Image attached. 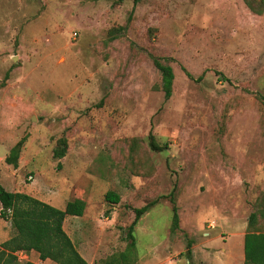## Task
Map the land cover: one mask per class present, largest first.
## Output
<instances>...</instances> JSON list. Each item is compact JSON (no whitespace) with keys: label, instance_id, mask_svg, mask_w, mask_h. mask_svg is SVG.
<instances>
[{"label":"rangeland","instance_id":"rangeland-1","mask_svg":"<svg viewBox=\"0 0 264 264\" xmlns=\"http://www.w3.org/2000/svg\"><path fill=\"white\" fill-rule=\"evenodd\" d=\"M152 57L172 67L168 98ZM5 75L0 177L9 189L10 173H34L60 204L84 192L87 230L108 245L97 264L124 248L133 207L157 197L135 226V264H243L264 192V11L243 0H0ZM24 136L13 170L4 158Z\"/></svg>","mask_w":264,"mask_h":264},{"label":"trees","instance_id":"trees-1","mask_svg":"<svg viewBox=\"0 0 264 264\" xmlns=\"http://www.w3.org/2000/svg\"><path fill=\"white\" fill-rule=\"evenodd\" d=\"M122 2L124 0H117ZM137 3L141 0H132ZM248 9L255 14L264 11V0H243ZM120 28V27H118ZM115 28L114 30H118ZM155 67L161 74V90L165 98L172 92L174 74L169 64L152 57ZM6 75L0 80V88L5 85ZM264 104V101L262 100ZM25 136L22 137L5 156L4 161L13 167L18 166L19 153L21 152ZM134 147L137 143H133ZM148 145L154 151L163 150L166 145H160L150 133ZM67 142L65 138L58 140V145L52 151L54 159H60L66 152ZM165 197V196H162ZM172 204L170 235L179 229V215L173 192L168 194ZM159 197L149 200L142 206L133 207L134 218L124 229L123 240L125 246L122 250L112 253L100 260V264H135L138 259L136 249L135 226L139 218L158 201ZM105 200L109 203H118L120 196L112 190L105 193ZM0 217L9 220L13 229L12 236L1 244L0 264H14V252L18 250H35L42 259L50 258L56 264H88L78 253L69 236L62 229V222L66 215H82L85 209V200L73 198L66 202L63 209L56 208L27 193L11 191L0 183ZM247 216L246 231L243 235V264H264V192L257 195L252 203ZM263 219V229L259 226V219ZM185 236H187L185 234ZM192 239H186V252L191 255ZM189 258V256H187ZM23 264H33L25 262Z\"/></svg>","mask_w":264,"mask_h":264},{"label":"crops","instance_id":"crops-1","mask_svg":"<svg viewBox=\"0 0 264 264\" xmlns=\"http://www.w3.org/2000/svg\"><path fill=\"white\" fill-rule=\"evenodd\" d=\"M21 167L20 162L18 161V166L16 168H12L13 170H18ZM37 174L40 175V170L37 171ZM10 187L8 190L11 191H20L27 193L43 202H46L56 208L63 209L66 202L60 204V202H56V197L50 196L45 192L38 190V183L34 178V173L29 174V179H32L30 182L26 183L19 175H15L10 173ZM35 180V181H34ZM0 183L5 184L0 177ZM4 187L7 189L6 185ZM76 198L84 199V192H82L79 196H75ZM86 210L84 209L82 215H66L62 222L63 231L69 236L71 241L73 242L78 253L85 259L88 264H97V260L100 256L105 254V249H107L108 245L100 240L101 232L96 230L95 238L93 239L87 230L88 227H91L92 224L96 222L94 220L89 219L90 217L85 214ZM81 222L82 225L85 224L84 227L82 225L79 227L78 223ZM72 228V231H71ZM93 228H96L95 226ZM13 234V229L10 225L9 220H5L0 217V246L1 244L8 240ZM75 238V239H74ZM1 248V247H0ZM15 261L14 264H23L27 261L32 262L33 264H56L50 258L42 259L39 257V253L35 250L24 251L18 250L14 252ZM233 257V256H232ZM235 257H233V261L231 264H236Z\"/></svg>","mask_w":264,"mask_h":264},{"label":"built area","instance_id":"built-area-1","mask_svg":"<svg viewBox=\"0 0 264 264\" xmlns=\"http://www.w3.org/2000/svg\"><path fill=\"white\" fill-rule=\"evenodd\" d=\"M72 34H73V35H76V32H73Z\"/></svg>","mask_w":264,"mask_h":264}]
</instances>
